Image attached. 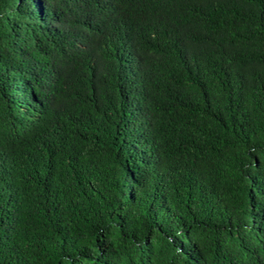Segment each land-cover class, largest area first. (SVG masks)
Segmentation results:
<instances>
[{
  "label": "trees",
  "instance_id": "trees-1",
  "mask_svg": "<svg viewBox=\"0 0 264 264\" xmlns=\"http://www.w3.org/2000/svg\"><path fill=\"white\" fill-rule=\"evenodd\" d=\"M0 264H264V0H0Z\"/></svg>",
  "mask_w": 264,
  "mask_h": 264
}]
</instances>
